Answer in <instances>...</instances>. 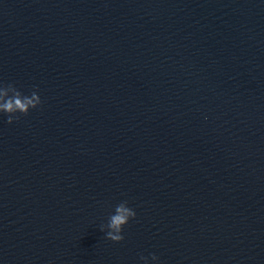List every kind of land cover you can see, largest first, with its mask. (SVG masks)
Returning a JSON list of instances; mask_svg holds the SVG:
<instances>
[{"label": "water", "instance_id": "1", "mask_svg": "<svg viewBox=\"0 0 264 264\" xmlns=\"http://www.w3.org/2000/svg\"><path fill=\"white\" fill-rule=\"evenodd\" d=\"M7 84L0 264H264V0H0Z\"/></svg>", "mask_w": 264, "mask_h": 264}, {"label": "clouds", "instance_id": "2", "mask_svg": "<svg viewBox=\"0 0 264 264\" xmlns=\"http://www.w3.org/2000/svg\"><path fill=\"white\" fill-rule=\"evenodd\" d=\"M42 104V101L36 91H33L30 96L24 95L13 84L0 86V113L8 115V123L11 124L14 119H19L16 115L20 113L27 115L30 109H35ZM136 212L128 207L127 201L119 203L115 207L114 214L109 217L107 224L108 231L106 236L114 242H120L124 239L122 230L130 219H134ZM103 231V229H101ZM141 260L147 264V257L141 256ZM153 261L158 260L155 254H151Z\"/></svg>", "mask_w": 264, "mask_h": 264}]
</instances>
